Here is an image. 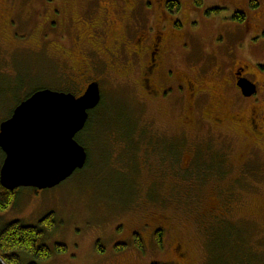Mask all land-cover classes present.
Returning <instances> with one entry per match:
<instances>
[{
	"label": "rangeland",
	"instance_id": "rangeland-1",
	"mask_svg": "<svg viewBox=\"0 0 264 264\" xmlns=\"http://www.w3.org/2000/svg\"><path fill=\"white\" fill-rule=\"evenodd\" d=\"M45 1L48 6L54 2ZM179 1L184 5L183 0ZM250 1L243 0L246 2L243 8L246 18L251 9L258 6L264 8V0H253L254 7ZM72 2L80 3L82 0ZM0 3H6V15L10 14L9 22L0 26V39L7 41L0 42V124L17 104L38 89H71L79 95V90L89 81L99 83V107L103 106L104 111L99 121L107 122L102 125L93 120L88 130L76 135L77 142L88 155L84 169L74 172L52 188L37 190L19 187L13 203L0 210V230L12 221L39 226L43 231L41 242L50 250L48 258L39 260L23 251H16L19 264H172L176 260V242L188 250V264L251 263L255 259L260 260L256 264H264V183L256 186L254 191L246 189L243 184L242 192L236 184L232 186L233 192L227 193L223 191V184L212 179L209 182L214 184L216 193L206 183L202 186L194 184L196 187L190 188L192 179L181 180L171 171L164 172L157 188L151 190L149 187L152 178L160 177V174L154 173L159 167L148 170L149 150L155 142L153 137L163 136L164 139L168 136L172 138L169 143L173 142L176 148L179 146L176 141L184 140L181 112L184 104L180 97L175 95L160 101H149L136 84L137 65L122 75L111 70L112 66L106 63V59L97 57L101 56L100 52L90 48L101 45L98 32L88 33L83 28L73 32L67 27L64 33L55 37L48 32L49 28L43 27L47 13L40 7L39 0H0ZM54 3L59 11L61 5ZM220 3L218 0H192L195 10L188 23L198 27L194 30L190 25L184 27L196 37L194 40L190 36V41H186L189 53L180 47L184 34L167 31L172 43L165 68L172 70L173 80L178 72L190 73V64L205 59L204 63H207L208 53L216 55L217 51L221 59L226 50L224 47L234 45L233 39L228 36L230 30L225 26L242 25L247 19L242 21L233 16L236 11L234 1L225 5ZM81 8L79 5L73 11L74 20L82 27L89 26L99 11L96 9L88 13ZM53 15L52 21L57 23L61 13ZM176 17L182 20L180 15ZM213 25V30H204L212 29ZM214 35L221 37L216 42L220 47L214 46ZM86 38L91 39L89 45L84 40ZM127 44L128 40H125L124 45ZM246 55L245 51L238 52L241 59ZM212 60L217 65L219 60ZM204 63L201 62L200 67L205 66ZM229 80V73L221 78L208 76L204 80L203 86L208 90L215 86V90L208 93V98L205 96L206 109L223 103L218 108L221 109L219 112L228 114L234 111V94L226 84ZM145 123H152L153 128H145ZM108 126L111 130L106 133ZM133 132L134 137L131 138ZM217 133L214 129L211 136L205 126H201L189 140L191 143L186 145L192 148L200 146L201 152L209 145L221 149L224 144L234 143L231 149L236 150L238 136L231 132L216 136ZM135 137L141 140L144 137L145 140ZM139 141L142 144L134 149L141 166L134 153L130 157L128 154L126 157L121 155L127 145L135 146ZM181 149L182 146H179L177 155L164 161L168 164L165 169H174L170 159L176 161L177 169L190 165V155ZM169 150L170 156L173 148ZM3 159L0 149V167ZM50 213L52 224L40 225V221ZM162 216L170 225L162 238V248L155 242V245H146L142 251L135 243L137 237H127L133 227L152 218L159 220ZM215 219L221 220L218 222ZM57 245H64L66 250L57 251Z\"/></svg>",
	"mask_w": 264,
	"mask_h": 264
},
{
	"label": "flooded vegetation",
	"instance_id": "flooded-vegetation-1",
	"mask_svg": "<svg viewBox=\"0 0 264 264\" xmlns=\"http://www.w3.org/2000/svg\"><path fill=\"white\" fill-rule=\"evenodd\" d=\"M183 1L184 5L179 0H82L80 3L72 2V0H54L61 5L59 11L56 10V3L54 2L50 3L52 6H48L45 0H39V4L47 13L44 20L46 23L43 24V27L49 28L48 32L53 33L55 37L64 33L67 27L69 31L73 32L82 30V28L88 33L98 32L100 34L98 42L101 45L97 47L92 45L95 48H90L101 53V56L97 55V57L106 59V63L112 66L110 67L111 70L114 69L124 75L133 68L135 69V65H137L136 84L149 101H160L175 95L182 99L184 104L181 110L184 118L182 138L184 140H177L176 142L182 146V151L186 150L187 154L190 155L191 163L183 169H178V173L176 170L175 174L183 176L186 181L195 176L197 180H191L190 188L196 187L194 184L202 186L203 183H206L205 185L209 184L208 187L213 188L214 192L218 193L214 184L209 182L215 179L225 186L223 191L227 193L233 192L232 186H236V184L241 192L243 191L241 188L243 184L250 191L257 190L256 186L264 183V157L262 156L264 155V8L258 6L251 9L248 18H246L243 11L246 2L243 0H218L221 1V5L234 1L236 11L233 16L236 18L237 15H242V21L247 19L242 25L225 26V29L230 30L228 36L233 39L234 45L230 44L224 47L226 50L221 59L217 56V51H215L216 55L208 53L207 63H204L205 59L190 64L189 66L192 68L189 69L190 73L178 72V76L173 80L171 77L173 75L172 70L165 68L166 56L171 53L170 44L172 43L168 39L167 31L172 30L184 34L180 47L186 53L190 52L186 41H190V36L192 39H196L184 28L186 25H190L188 18L192 16V12L195 10L192 6V0ZM254 1L257 2L258 0ZM254 1L249 2L252 7H254ZM79 5L88 13L96 9L99 11L89 26L82 27L74 20L73 11ZM3 7L4 9L0 10V26H4L10 20L8 18L10 14L6 15V3H0V8ZM56 12L61 13L57 23L52 21L53 14ZM176 15H180L182 20H179ZM190 26L193 30L198 27V25ZM214 27L215 25L212 29L204 30L210 31ZM220 38L216 35L213 37V44L216 48L221 46L219 42L216 43ZM73 40L75 41L74 37ZM84 40L89 45L91 39L86 38ZM125 40H128L127 45H124ZM0 42L7 43L3 38L0 39ZM239 51L247 52V57L239 58ZM215 58L219 60L217 65H214V60H212ZM201 62L205 66L200 67ZM227 73H229L230 80L226 84L233 91L232 94H234L235 99L234 111L228 114L219 112L221 109L218 108L223 104L220 102L219 107L212 108L210 105L206 109L208 93L211 94L215 90V86L209 87L208 90L203 86L204 80L208 76L221 78ZM239 80L247 81L252 87L250 95L243 94L237 85ZM91 82L96 81H89L82 90H79V95L74 94L71 89H62V91L80 96ZM145 125V128H153L152 123H145ZM201 126H205L211 136L214 129L219 132L216 136L226 135L225 132H231L238 136L236 150L232 151L231 149L232 145H235L234 143L224 144L220 146L221 149H215L209 145L201 149V152L199 151L200 146L189 147L188 144L191 143L189 140L196 135ZM162 137H153L155 142H152L156 152H152V157L150 156V166L152 168L159 167V170L154 169V173L160 175H164V172L167 174L173 171V169H165L168 164L166 165L164 161L171 157L174 149L170 152V156L168 150L173 148V145L175 146L173 142L169 143V139L172 138L164 136L162 139ZM186 143L188 144L186 145ZM202 153H205L204 156H201ZM172 165L171 167H173ZM222 208L224 209V207ZM227 213L225 211V214ZM215 220L219 222L221 219ZM169 227L170 225L164 216L160 217L159 220L152 218V220L144 221L139 226L130 229L127 237H137L135 243L142 251L146 245L149 243L155 245V242L162 248V238ZM145 232H148L146 236L144 235ZM140 235L142 240H140ZM139 243L143 244L139 245ZM175 257L176 260L172 264H188L189 262L188 250L180 242H176ZM234 264L256 263L239 262Z\"/></svg>",
	"mask_w": 264,
	"mask_h": 264
},
{
	"label": "water",
	"instance_id": "water-1",
	"mask_svg": "<svg viewBox=\"0 0 264 264\" xmlns=\"http://www.w3.org/2000/svg\"><path fill=\"white\" fill-rule=\"evenodd\" d=\"M237 85L244 95L252 87ZM101 100L97 82L81 96L49 88L36 90L22 100L0 124V185L8 191L19 187L52 188L84 167L87 153L75 138L85 126L89 111Z\"/></svg>",
	"mask_w": 264,
	"mask_h": 264
},
{
	"label": "trees",
	"instance_id": "trees-1",
	"mask_svg": "<svg viewBox=\"0 0 264 264\" xmlns=\"http://www.w3.org/2000/svg\"><path fill=\"white\" fill-rule=\"evenodd\" d=\"M236 18H239L242 20V15H239V16L237 15ZM60 91H62V90L60 89ZM99 106H100V104H99ZM99 106H97L94 110L90 111L88 121H87V123H86V125L82 131L88 130L90 128V123L93 120L95 121V123L97 122V123H100L102 125L107 123L105 121H103V122L99 121V120H101L100 117L103 118V116H104V111L102 109L103 106H102V108H100ZM95 123H93V124H95ZM110 130L111 129L108 126L105 129V132L107 133ZM132 134L133 135H131V138L134 137V132ZM135 138L140 140V141L145 140L144 137L142 140L139 139L138 137H135ZM108 139H110V138H108ZM148 140L152 143L150 138H148ZM140 141L138 142V145H135V146L127 145L128 148H126L124 150V152L121 153V155L126 157V155L128 154L127 156L130 157V155L132 153H134L138 157V154H137V152H135L134 147H136L138 149V147L142 144V142H140ZM152 147L153 148L149 150V152L151 154L148 157H150L152 155V152H156V148H154V145H152ZM153 149H154V151H153ZM173 149H174L173 154L171 156L177 155V153H178L175 146H173ZM131 156H133V154ZM136 156H134V158ZM137 157H136V159H137ZM137 161H138V165H140L139 157H138ZM172 164H173L172 166L174 168L173 169L174 174L176 173V170L178 173L179 170L177 169L176 161L173 160ZM86 165H85V167H86ZM148 167H149V169L147 168L148 170H152L150 165ZM176 177H179L181 180L182 179L185 180V178L183 176L176 175ZM161 178H163V175H160V177H158L157 179H156V177L152 178V180L149 182L151 184V186H149L151 188V190H153L159 186V184H160L159 179H161ZM190 179L197 180L195 176L190 177ZM15 192H16V190L8 191L0 185V210H4V209L8 208V206H10L13 203ZM51 217H52V213L46 215L40 221V223H41L40 225H42V224L46 225L47 224L50 226L52 224ZM49 221L51 223H49ZM42 235H43V231L40 229L39 226L24 225L20 221H12V222L8 223L2 230H0V264H19V259H18L19 256L17 255L16 251H23L27 255H30L31 257L36 258L38 260L48 258L50 256V250L45 244H43L41 242L42 241ZM65 250H66V247L64 245H57V251H65ZM259 261H260L259 259H255L253 261V263H258ZM153 264H156V263H153Z\"/></svg>",
	"mask_w": 264,
	"mask_h": 264
}]
</instances>
